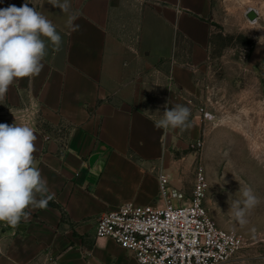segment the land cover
<instances>
[{
	"label": "crops",
	"instance_id": "1",
	"mask_svg": "<svg viewBox=\"0 0 264 264\" xmlns=\"http://www.w3.org/2000/svg\"><path fill=\"white\" fill-rule=\"evenodd\" d=\"M136 1L137 54L122 69L124 51L109 27L126 0H70L69 13L48 0H0V9L27 2L63 41L59 51L47 43L40 74L16 80L0 100V123L33 128L35 163L55 193L46 209L31 210L14 228L0 264H139L114 241L96 239L95 225L124 203L156 201L167 135L154 127L157 105L146 104L141 82L160 79L168 94L195 93V73L210 54L214 0ZM178 35L194 45L190 64L178 60Z\"/></svg>",
	"mask_w": 264,
	"mask_h": 264
},
{
	"label": "rangeland",
	"instance_id": "2",
	"mask_svg": "<svg viewBox=\"0 0 264 264\" xmlns=\"http://www.w3.org/2000/svg\"><path fill=\"white\" fill-rule=\"evenodd\" d=\"M141 8L142 3L126 0L112 13L109 34L124 51L122 69L137 54ZM252 9L261 14L256 25L247 18ZM213 19L210 54L195 73V93L168 94L160 79L148 77L142 79L141 93L146 104L155 101L159 118L169 100V108H190L187 127L165 130L168 159L162 161V173L191 195L202 165L209 184V216L219 228L245 240L240 259L226 264H264V0H214ZM178 44V60L188 61L190 44L183 39ZM258 45L263 54L251 63ZM241 186L251 187L261 198L245 225L228 214L229 202L243 200ZM13 230L0 223L2 256Z\"/></svg>",
	"mask_w": 264,
	"mask_h": 264
},
{
	"label": "clouds",
	"instance_id": "3",
	"mask_svg": "<svg viewBox=\"0 0 264 264\" xmlns=\"http://www.w3.org/2000/svg\"><path fill=\"white\" fill-rule=\"evenodd\" d=\"M53 7L69 13L70 0H48ZM75 17L69 16L68 25ZM62 36L56 26L41 12L24 3L20 7L9 5L0 9V100H4L9 87L22 78L40 74L47 55V43L56 51L62 45ZM165 103L163 115L154 121V127L167 130L188 126L191 110L176 104L171 108ZM37 136L33 128L17 123H0V223L17 228L27 222L31 210L46 209L55 199L47 180L35 163ZM243 200L229 202L228 214L240 225L248 223L247 216L261 203V198L251 187H240Z\"/></svg>",
	"mask_w": 264,
	"mask_h": 264
},
{
	"label": "built area",
	"instance_id": "4",
	"mask_svg": "<svg viewBox=\"0 0 264 264\" xmlns=\"http://www.w3.org/2000/svg\"><path fill=\"white\" fill-rule=\"evenodd\" d=\"M44 133L50 140L51 135ZM208 189L202 165L191 195L161 173L159 194L152 205L127 202L103 213L95 225V238L114 241L139 264H226L238 260L245 240L219 228L209 216L205 204Z\"/></svg>",
	"mask_w": 264,
	"mask_h": 264
},
{
	"label": "water",
	"instance_id": "5",
	"mask_svg": "<svg viewBox=\"0 0 264 264\" xmlns=\"http://www.w3.org/2000/svg\"><path fill=\"white\" fill-rule=\"evenodd\" d=\"M259 15L255 10H249L247 13V18L254 22L258 19ZM263 54L262 48L258 45L255 51V54L253 55L251 59V63L255 62L261 55Z\"/></svg>",
	"mask_w": 264,
	"mask_h": 264
},
{
	"label": "trees",
	"instance_id": "6",
	"mask_svg": "<svg viewBox=\"0 0 264 264\" xmlns=\"http://www.w3.org/2000/svg\"><path fill=\"white\" fill-rule=\"evenodd\" d=\"M177 39H178V40H179V39H183V37L180 36V35H178V36H177ZM187 43H189V42H187ZM189 44H190V46H191V49H190V52H189V55H190L191 52H192V50H193V48H194V45L191 44V43H189ZM185 63H186V64H190V59H188V61H186ZM43 129H44L45 132H48V133L52 130L49 126H44ZM50 205H51V206H54V207L56 206V205L53 204V203H50ZM65 219H66V217H65V214L63 213V215H62V222H64Z\"/></svg>",
	"mask_w": 264,
	"mask_h": 264
},
{
	"label": "bare ground",
	"instance_id": "7",
	"mask_svg": "<svg viewBox=\"0 0 264 264\" xmlns=\"http://www.w3.org/2000/svg\"><path fill=\"white\" fill-rule=\"evenodd\" d=\"M250 8H251V7H250ZM252 10L257 11V13H258L259 15H261L260 12H259L258 10H256V9H252ZM256 23H257V22H252V21H250V24H252V25H256Z\"/></svg>",
	"mask_w": 264,
	"mask_h": 264
}]
</instances>
